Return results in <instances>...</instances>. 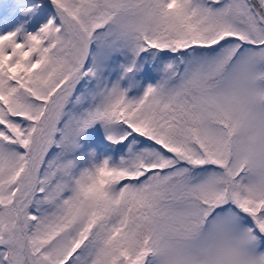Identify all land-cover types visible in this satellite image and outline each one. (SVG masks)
Segmentation results:
<instances>
[{
    "label": "snow or ice",
    "instance_id": "6c2138e0",
    "mask_svg": "<svg viewBox=\"0 0 264 264\" xmlns=\"http://www.w3.org/2000/svg\"><path fill=\"white\" fill-rule=\"evenodd\" d=\"M0 264H264V0H0Z\"/></svg>",
    "mask_w": 264,
    "mask_h": 264
}]
</instances>
